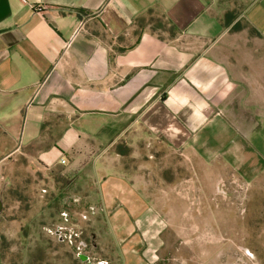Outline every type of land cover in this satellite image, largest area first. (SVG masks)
I'll return each instance as SVG.
<instances>
[{"label":"crops","instance_id":"0c3cea01","mask_svg":"<svg viewBox=\"0 0 264 264\" xmlns=\"http://www.w3.org/2000/svg\"><path fill=\"white\" fill-rule=\"evenodd\" d=\"M263 119L264 0H0L1 205L17 165L64 173L108 264H184L186 174L247 157Z\"/></svg>","mask_w":264,"mask_h":264},{"label":"rangeland","instance_id":"374dc122","mask_svg":"<svg viewBox=\"0 0 264 264\" xmlns=\"http://www.w3.org/2000/svg\"><path fill=\"white\" fill-rule=\"evenodd\" d=\"M242 142L247 157L239 152L227 159L225 170L215 169L219 159L212 156L205 172L186 174V181L204 188L189 190L190 200L169 215V228L179 234L175 256L184 264H264V135ZM64 177L58 170L38 173L21 164L10 172L0 216L3 264H108L101 216ZM171 256H158L157 263Z\"/></svg>","mask_w":264,"mask_h":264},{"label":"water","instance_id":"95a60500","mask_svg":"<svg viewBox=\"0 0 264 264\" xmlns=\"http://www.w3.org/2000/svg\"><path fill=\"white\" fill-rule=\"evenodd\" d=\"M1 208H2V205H1V201H0V211H1ZM79 258H80L81 260H84V259L87 258V256L84 255V254H79Z\"/></svg>","mask_w":264,"mask_h":264},{"label":"built area","instance_id":"2783aa9c","mask_svg":"<svg viewBox=\"0 0 264 264\" xmlns=\"http://www.w3.org/2000/svg\"><path fill=\"white\" fill-rule=\"evenodd\" d=\"M65 162V159H61V163H64Z\"/></svg>","mask_w":264,"mask_h":264},{"label":"trees","instance_id":"16d2710c","mask_svg":"<svg viewBox=\"0 0 264 264\" xmlns=\"http://www.w3.org/2000/svg\"><path fill=\"white\" fill-rule=\"evenodd\" d=\"M2 213H3V211L0 212V214H2ZM0 238H1V237H0Z\"/></svg>","mask_w":264,"mask_h":264}]
</instances>
